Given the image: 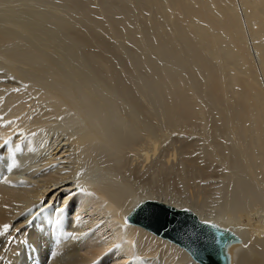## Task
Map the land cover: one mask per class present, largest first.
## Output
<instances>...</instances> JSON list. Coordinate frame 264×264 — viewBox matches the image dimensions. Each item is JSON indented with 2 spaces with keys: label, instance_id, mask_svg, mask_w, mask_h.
I'll use <instances>...</instances> for the list:
<instances>
[{
  "label": "bare ground",
  "instance_id": "obj_1",
  "mask_svg": "<svg viewBox=\"0 0 264 264\" xmlns=\"http://www.w3.org/2000/svg\"><path fill=\"white\" fill-rule=\"evenodd\" d=\"M37 1L63 13L33 12L26 28L71 65L0 26V229L11 226L0 264H203L126 222L146 200L188 209L225 234L226 264H264V0ZM33 94L36 115L25 102ZM187 127L212 129L207 149L198 157L187 144L167 167V132ZM52 134L70 146L38 164ZM217 157L229 169L216 212L162 198L175 177L202 179ZM143 166L158 176L155 190L125 180Z\"/></svg>",
  "mask_w": 264,
  "mask_h": 264
},
{
  "label": "rangeland",
  "instance_id": "obj_2",
  "mask_svg": "<svg viewBox=\"0 0 264 264\" xmlns=\"http://www.w3.org/2000/svg\"><path fill=\"white\" fill-rule=\"evenodd\" d=\"M5 12V15H6V19L5 20H3V21H0V26H2V27H5V28H9V29H11V30H13V31H15V32H17V33H19L20 35H28L27 37H29V38H32V40L33 41H35V42H37L38 43V46L40 47V50L41 49H43V51L45 50V52H49V54L51 55V54H53L52 55V57L53 58H55L56 57V59H58V61H59V63H61L63 66H64V68L65 67H67V66H69V65H71V62L70 61H68V59L65 57V58H63V56H62V54L64 53V51H63V53H61L62 52V48H60L59 49V47L57 48L56 47V45L54 46L52 43H50V41H49V39H48V37L47 36H45V34L43 35V33H37V32H39L40 30H37L36 28H33V29H31L30 27H28V29H29V33H28V31L26 32V30H28L27 28H26V24H25V21L30 17V14L31 13H33V12H40V13H43V14H62L63 12L60 10V8L59 7H57L56 5H54V4H48L47 2H42V1H37V0H0V13H4ZM35 29V30H34ZM31 31H32V33H31ZM36 31V33H33V32H35ZM46 38L48 39V40H46ZM46 41H49V45L46 43ZM123 42L121 39H117L115 42L117 43V44H120L121 42ZM52 42V41H51ZM126 44V43H125ZM130 45V43H127L126 44V46H128V48L130 47L129 45ZM45 45V47L44 48H42L43 46ZM3 50H6V48H4ZM57 55H56V54ZM59 55V56H58ZM61 56V57H60ZM64 56H65V54H64ZM63 59H65L64 61H63ZM67 59V60H66ZM65 61H67L68 62V64H69V62H70V64L69 65H66V64H64V63H67V62H65ZM68 69H72V68H68ZM46 70V69H45ZM44 69H43V71H45ZM45 72H47V71H45ZM34 96H32V95H29L28 97L26 96L25 97V102L29 105L28 106V110L29 109H32L33 111H34V103H33V98L35 99V94H33ZM32 96V97H31ZM28 100V101H27ZM30 100V101H29ZM32 101V102H31ZM145 102H147V101H145ZM144 102V103H145ZM150 102V106H149V103ZM149 102H147V104H145L146 105V107L147 106H149V107H151V105H153V103H152V101H151V99L149 98ZM32 105V106H31ZM30 107V108H29ZM152 108H154V106H152L151 108H149V109H152ZM27 111V110H26ZM31 111V110H30ZM158 111H160V109H158ZM38 112V110H36L35 109V111H34V114L33 115H36V113ZM158 114H159V112H157ZM32 115V116H33ZM160 120H161V122H160ZM160 120H159V122L161 123V124H163L162 126H163V130H164V128L166 129V126L164 125L165 123H166V121L164 120V119H162V118H160ZM200 129L201 127H197V128H189V127H187V128H182V129H180V130H175V131H171V133L170 132H167V133H169V137H168V139L166 140L167 142H169V143H167V142H165V143H167V144H165L166 146H168V147H166L165 146V149L164 150H166V152H164V157L163 158H161L160 160L161 161H164L163 159H167V157H170L171 156V154H175L176 156H174L173 157V162H171L172 161V158L170 157V158H168V160H171L170 162L171 163H173L172 164V166L173 165H176V164H178L179 163V160H180V157H181V152L183 151V150H185L184 149V147L186 148V146H187V144L188 145H194V147L196 148V150H195V148H194V150H195V155H197L198 157H200V156H203V155H201V154H204V151H206V149H207V147H206V145H202L203 144V141L205 140L206 141V143L208 144V142H207V140L209 139L208 138V136L210 137V135L212 134V129L211 130H209V127H208V129H206L207 131H211V133L209 132V134H208V132L207 131H204V129H203V131L200 129V131L199 132H197V129ZM183 130H185V131H183ZM178 133H177V132ZM173 132V133H172ZM188 132V133H187ZM193 132V133H192ZM174 133H176V135L174 134ZM203 133H205L204 135H203ZM46 134H48V133H45L43 136H46ZM60 135V134H59ZM171 135H172V137H171ZM178 135V136H177ZM178 138H177V137ZM198 136V137H197ZM52 137H53V134L52 135H49V137H48V143L47 144H45V143H43L42 145H40L39 147L41 148H39V150H41L40 152H39V155L35 158V161H37L38 160V164H41L42 163V161H45L44 160V158H50L51 156H53L54 154H56L61 148H63V150L65 149V150H67L66 148L68 147V146H70V140H66L65 139V141H64V137L65 138H70V137H68V135H65V134H63L62 135V137H59L58 138V140H55V139H52ZM174 137V138H173ZM176 137V138H175ZM182 137V138H181ZM186 138V139H184V138ZM206 137V138H205ZM208 138V139H207ZM63 139V140H62ZM178 139H183V141H185L186 140V142L184 143L182 140H179V141H181V142H179L178 141ZM197 139V140H196ZM207 139V140H206ZM169 140V141H168ZM170 140H173V141H170ZM176 140H177V142H179V143H177L176 142ZM194 141V142H193ZM50 143V144H49ZM172 143V144H171ZM173 143H174V145H173ZM53 144V145H52ZM169 144V145H168ZM171 144V145H170ZM186 144V145H185ZM200 144L202 145V146H204V148L201 146L200 147ZM205 144V143H204ZM46 145V146H45ZM48 145V146H47ZM43 148H42V147ZM171 146V147H170ZM182 146V147H181ZM209 146V145H208ZM46 147V148H45ZM203 149V151H200L201 149ZM205 147H206V149H205ZM172 148H174V149H172ZM179 148H183V150H179ZM179 150V151H181V152H178L177 150ZM200 149V150H199ZM170 150V151H169ZM200 152H199V151ZM6 151V149H3V152H5ZM175 152V153H172V152ZM176 151L178 152V153H176ZM196 151L197 152H199L198 154L196 153ZM134 153V152H133ZM132 153V154H133ZM201 153V154H200ZM67 154V153H66ZM132 154L130 155L131 156V158H132ZM182 154H184V151L182 152ZM179 157H178V156ZM40 157V158H39ZM134 158H132V160H130V161H132V164L133 165H135V167H136V163H139V161H138V156H136V163L134 162V160L133 159H135V155L133 156ZM220 157V156H219ZM219 157H217V159H218V162L217 161H213V164H215V165H212V164H209V162H207V165H209L208 167H209V169H208V172L210 171L211 172V174H210V172L208 173V172H206V173H204L205 175H202L203 176V180L202 179H200V178H198L199 180H197V178L194 180V181H189V182H187L188 183V185H187V183H183L181 180H179L178 178H176L175 177V179L173 180V181H171V183L170 184H173L172 186L171 185H169V187H168V191H164L161 195H162V198H167V199H169V200H171V201H175V200H179V202H192L193 203V201H194V203L195 204H204L203 205V207L205 208V210H206V212H208V213H213V212H216L219 208H221V206H222V204L224 205V201H223V198H222V187H223V175H225L224 177H226V171L229 169L227 166H228V164L226 165L225 164V161L224 160H220L221 158H219ZM38 158V159H37ZM43 158V160L42 161H39V160H41ZM130 158V159H131ZM152 158H154L153 156H152ZM152 158H151V160H152ZM37 159V160H36ZM155 159V158H154ZM154 159H153V161H154ZM216 159V160H217ZM168 160H165L164 161V163L166 164V166L168 167L169 166V164H170V162H169V164H168ZM204 160V159H203ZM59 161H61V160H59ZM59 161H57V162H59ZM32 162H34V161H32ZM216 162V163H215ZM135 163V164H134ZM148 163H149V161L146 163V165H148ZM210 163H212V162H210ZM131 164V166L132 167H134L133 165ZM224 164V165H223ZM64 164H59V166H63ZM145 165V166H146ZM68 166V165H67ZM170 166H171V164H170ZM169 166V167H170ZM211 166V167H210ZM214 168H215V170H214ZM217 168V169H216ZM223 168V170H221ZM226 168V169H225ZM228 168V169H227ZM139 169V171H141V172H139V174L138 173H136L135 171H133L132 172V175H133V177H132V175H131V172L129 173V175H128V177L126 176L125 178V180L128 182L129 181V183H131L130 185L132 186V187H134V188H139V187H144L145 186V191H151L150 189H152V188H154V189H152V190H155L156 188V185H157V183H158V179L159 178H157L158 176H156V175H152V173L154 172L153 170H150V171H147V169H146V167H140V168H138ZM9 170V169H8ZM145 170V171H144ZM144 171V172H143ZM222 171V172H221ZM149 174V172H150V175H148L147 173ZM134 173V174H133ZM143 173L145 174V176H143V177H141L142 175H143ZM128 174V173H127ZM209 176H208V175ZM135 175H136V177H137V179H136V177H135ZM149 176H152L151 178L152 179H150L149 178ZM155 176H156V178H155ZM211 176V177H210ZM209 177V178H208ZM220 177H222V181H221V178ZM141 179V181L139 180V179ZM144 178V179H143ZM146 178V179H145ZM153 178H155V179H153ZM133 179V180H132ZM152 180V183L154 182V181H156V182H154L155 183V185H154V183L152 184L151 182H150V180ZM143 180V181H142ZM147 180V182L145 183V181ZM149 180V181H148ZM162 180V179H161ZM165 179L163 178V180L162 181H164ZM165 181H167V180H165ZM164 181V182H165ZM201 181V182H200ZM136 182V183H135ZM143 182V183H142ZM148 182H149V184H148ZM220 182H222V185H221V183ZM178 183V184H177ZM177 184V185H176ZM152 185V186H151ZM176 185V186H175ZM180 185V186H179ZM149 186V187H148ZM171 186V187H170ZM175 187V188H174ZM187 187V188H186ZM172 189H174L175 190V192H174V190H172ZM142 190H143V188H142ZM179 190V191H178ZM144 191V190H143ZM170 191V192H169ZM168 192V193H167ZM174 193H176V194H174ZM179 193H181V194H179ZM164 194V195H163ZM168 196H167V195ZM172 194V195H171ZM176 196V197H175ZM171 197V198H170ZM174 198V199H173ZM37 200H39L40 201V199L38 198V199H35V200H32L31 202V206H28L24 211H25V213L23 212V215H24V217H26V218H28V217H30V214H32V212L34 211V210H36L38 207H36V206H38L39 204L38 203H41V201L39 202V201H37ZM187 200V201H186ZM35 201V202H34ZM38 203H37V202ZM32 208V209H31ZM29 210V211H28ZM209 210V211H208ZM31 212V213H30ZM29 214V215H28ZM243 215V214H242ZM241 215V216H242ZM256 217H253L254 218V221L255 220H257V218H258V215H255ZM243 217H244V215H243ZM245 217H246V215H245ZM241 220H243L245 223H247V217L246 218H241Z\"/></svg>",
  "mask_w": 264,
  "mask_h": 264
},
{
  "label": "water",
  "instance_id": "obj_3",
  "mask_svg": "<svg viewBox=\"0 0 264 264\" xmlns=\"http://www.w3.org/2000/svg\"><path fill=\"white\" fill-rule=\"evenodd\" d=\"M126 222L180 244L203 264H226L222 251L226 235L188 209L146 200L126 217Z\"/></svg>",
  "mask_w": 264,
  "mask_h": 264
},
{
  "label": "snow or ice",
  "instance_id": "obj_4",
  "mask_svg": "<svg viewBox=\"0 0 264 264\" xmlns=\"http://www.w3.org/2000/svg\"><path fill=\"white\" fill-rule=\"evenodd\" d=\"M10 225H3L2 229H0V236H5L7 233H9Z\"/></svg>",
  "mask_w": 264,
  "mask_h": 264
}]
</instances>
